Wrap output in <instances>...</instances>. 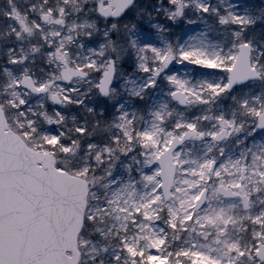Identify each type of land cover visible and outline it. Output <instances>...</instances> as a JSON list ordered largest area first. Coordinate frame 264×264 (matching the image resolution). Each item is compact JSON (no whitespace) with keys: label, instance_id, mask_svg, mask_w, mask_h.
Here are the masks:
<instances>
[{"label":"snow or ice","instance_id":"1","mask_svg":"<svg viewBox=\"0 0 264 264\" xmlns=\"http://www.w3.org/2000/svg\"><path fill=\"white\" fill-rule=\"evenodd\" d=\"M0 264H264V0H0Z\"/></svg>","mask_w":264,"mask_h":264}]
</instances>
